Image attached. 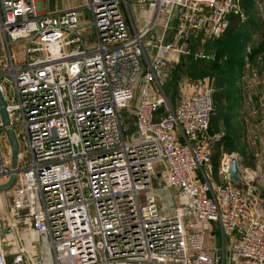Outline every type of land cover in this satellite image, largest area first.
Instances as JSON below:
<instances>
[{"label": "built area", "instance_id": "obj_1", "mask_svg": "<svg viewBox=\"0 0 264 264\" xmlns=\"http://www.w3.org/2000/svg\"><path fill=\"white\" fill-rule=\"evenodd\" d=\"M231 14L245 18L241 0H84L51 13L38 0H0V90L19 144L0 264H264V186L242 158L239 184L230 160L218 187L205 171L213 88L183 92L175 107L164 90L194 31L220 36ZM6 129L0 115V185L13 172ZM157 165L165 188L189 197L172 213ZM188 220L216 222L234 258L214 257Z\"/></svg>", "mask_w": 264, "mask_h": 264}, {"label": "rangeland", "instance_id": "obj_2", "mask_svg": "<svg viewBox=\"0 0 264 264\" xmlns=\"http://www.w3.org/2000/svg\"><path fill=\"white\" fill-rule=\"evenodd\" d=\"M260 1V0H258ZM263 2V3H262ZM242 3V0H241ZM261 8L257 6L254 2L253 11L255 18L259 21V25L262 27V32L256 31L253 32L252 40L245 45L243 52V65L239 71L237 81H236V89L238 91V101L239 106L236 111V125H240V127L244 130V136L240 139V146L238 151L227 153L230 155H234V158H242L244 164L248 166L249 171L256 175L255 181L257 184H262L264 186V125L263 118L261 113V104L264 102V51H261L256 57L252 58L251 53L254 52L255 49L264 47V0H261ZM84 5V0H40V9L47 13H51L57 10H65L70 8H80ZM243 6V5H242ZM244 10V8H243ZM81 11V20L83 23H88L91 20L92 15L88 9H80ZM196 32V31H194ZM206 37H211L205 34ZM85 35L89 36L90 45L94 44L95 38L90 36V31L86 32ZM263 44V45H262ZM202 46V45H200ZM250 46V47H249ZM249 49V50H248ZM12 50L16 54V56L21 60L22 58V49L21 45L13 44ZM264 50V49H263ZM191 51V50H190ZM204 51V48H199L196 52ZM182 57L188 56V54L181 55ZM181 56L174 62H172L165 70V85L170 82L172 79V75L175 67L181 60ZM204 57L205 59L210 58ZM213 57V55H212ZM203 57L201 59H204ZM5 59V47L3 38L0 34V61ZM195 59L197 60L196 56ZM250 63L248 66L247 64ZM207 86L212 87V84L207 78L202 79H190L188 77H183L179 81L178 84V95L173 99L172 97V105L175 107L176 103L179 99V96L183 92L187 91H197L200 89H205ZM10 90V86L7 85ZM213 88V87H212ZM136 95H139L140 88L136 90ZM218 134L216 136L219 137ZM207 136V135H206ZM6 147H10V143L8 138L5 140ZM229 158L230 156L226 155ZM224 155L220 160V166L217 170H214L213 163H211L208 167H206L207 172L210 175V179L212 182L220 184L226 179L224 176V171L222 170V165L224 164V160L226 158ZM233 158V159H234ZM23 164V162H22ZM158 169L157 173L159 174V179H155L154 185L157 191L162 196V199L165 203L164 209L174 212V205L177 204V193L171 194L166 188L164 184V179L162 175L161 165H157ZM161 174V175H160ZM161 176V177H160ZM4 195V197L2 196ZM8 202V194H4L0 192V204L4 202ZM161 200V203H163ZM264 213V211H263ZM39 253V248H34V253Z\"/></svg>", "mask_w": 264, "mask_h": 264}, {"label": "trees", "instance_id": "obj_3", "mask_svg": "<svg viewBox=\"0 0 264 264\" xmlns=\"http://www.w3.org/2000/svg\"><path fill=\"white\" fill-rule=\"evenodd\" d=\"M255 1L242 0L245 18L231 14L230 24L222 35L206 37L203 31L194 32L188 42L191 52L186 57L181 56L172 79L164 85V90L172 101V98L178 95V84L183 77L207 78L212 84L215 114L211 118L206 135L213 139L211 163H213L214 170L219 168L224 153L238 151L240 139L244 136L243 128L234 123L239 106L238 91L235 85L243 65L245 45L252 40L253 32H262V27L255 18L252 8ZM199 48H204L206 55L211 57L196 60L194 53ZM263 49L264 47L255 49L251 57H256L264 51ZM218 134L221 135L216 138Z\"/></svg>", "mask_w": 264, "mask_h": 264}, {"label": "crops", "instance_id": "obj_4", "mask_svg": "<svg viewBox=\"0 0 264 264\" xmlns=\"http://www.w3.org/2000/svg\"><path fill=\"white\" fill-rule=\"evenodd\" d=\"M38 7L40 9V0H38ZM223 155L225 157H226V155L231 156L230 154H226V153H224ZM230 161H232V159H230ZM205 171L207 172V170H205ZM207 174H208L209 179H210V175H209L208 172H207ZM224 176H225V174H224ZM210 181H211V179H210ZM212 183L216 187H218L221 184H223V182L220 183V184H217L215 182H212ZM166 189L171 194L172 193L173 194L177 193V197H178L177 204H175L174 207L176 205H178L179 203H183V202H188L189 201V197L187 195H185L183 192H181L180 190H176V189H172V188H166ZM164 205H165V203L163 201V207H164ZM263 208L264 207H262V210H264ZM187 226H188V229H190V230H202V231L205 232L207 247H208L210 253L214 257H217L220 260H223V252H224V250H226L227 254H226L225 260L229 261L230 259L234 258V252H233L232 247H231V242L232 241L227 239L226 243L223 242L221 231H220V229L218 227V224L216 222L200 223L198 221L188 220L187 221Z\"/></svg>", "mask_w": 264, "mask_h": 264}, {"label": "water", "instance_id": "obj_5", "mask_svg": "<svg viewBox=\"0 0 264 264\" xmlns=\"http://www.w3.org/2000/svg\"><path fill=\"white\" fill-rule=\"evenodd\" d=\"M211 114H212V116L215 114V109L212 110ZM0 115H1V119L4 123V125L7 126V129H6L7 136H8L9 142L12 146V164H11V167L13 169V172L11 173L10 179L8 180V182L0 185V192H5L13 185L15 178H16V170L18 169L19 144H18V140L16 138V135H15L13 128L9 126L10 125V119H9V114L7 111V103H6V100H5L1 90H0ZM239 163H240L239 159L234 158V159H232V161L229 165V168H228L229 178L238 184L241 182L240 176L238 174L239 173L238 172ZM5 231H6V229H4V232ZM3 236H4V233H2L1 237H3Z\"/></svg>", "mask_w": 264, "mask_h": 264}, {"label": "bare ground", "instance_id": "obj_6", "mask_svg": "<svg viewBox=\"0 0 264 264\" xmlns=\"http://www.w3.org/2000/svg\"><path fill=\"white\" fill-rule=\"evenodd\" d=\"M229 162V158L228 157H226L225 158V160H224V167L226 168V164ZM3 197H4V195H2ZM6 205V203H5V198H4V202H2V204H0V206H5Z\"/></svg>", "mask_w": 264, "mask_h": 264}]
</instances>
